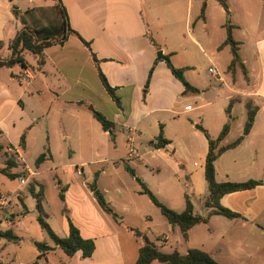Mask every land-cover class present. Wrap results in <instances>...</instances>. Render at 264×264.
Instances as JSON below:
<instances>
[{"label": "crops", "instance_id": "1", "mask_svg": "<svg viewBox=\"0 0 264 264\" xmlns=\"http://www.w3.org/2000/svg\"><path fill=\"white\" fill-rule=\"evenodd\" d=\"M48 1L45 9L53 5ZM61 2L71 29L78 35H70L63 44L44 49L42 59L25 51L22 63L0 68V155L6 164L2 169L12 158L14 174H20L17 179L26 180V185L35 179L42 198L43 179L60 171V177L66 181L59 180L56 187L62 189L63 201L70 199L82 207L81 218L74 220L68 211L54 223L42 204L43 216L61 238L69 236L72 222L84 239L94 241L96 248L89 258L81 252L69 257L60 248L42 255L35 242L51 247L54 243H48L37 221V199L33 196L36 203L30 207L22 195L13 202L0 191V200H9V205L0 208V234L11 232L17 238L0 236V264H48V256L54 254L59 258L60 251L65 255L62 264H121L120 256L115 257L119 254L116 224L127 219L118 220L113 207L116 217L104 212L89 186L97 178V187L107 203L122 201L123 211L130 213L131 208L125 203L129 188L121 176L129 173L127 167L135 171L136 177L129 173L133 179H140L154 195H169L174 207L167 204L168 208L182 213L189 200L195 214L207 217L211 211L204 205L209 195L205 181L209 143L197 126L216 139L229 124L223 144H232L244 132L248 101L258 109L254 125L237 147L217 159L216 181H255L259 185L222 197L221 205L240 217L212 215L208 223L190 230L189 239L194 230L206 226L210 234H217L229 244L246 249L253 246L256 255L264 254V0H240L244 18L233 25L232 34L240 43L247 75L240 68L234 74L228 71L231 62L226 71L220 72L209 58L205 49L210 40L209 0ZM204 2L207 8L202 18ZM21 3L22 0H0L3 59L10 57L9 46L16 35L25 25L29 26L24 9L34 10L32 13L43 10L35 5L36 0H29L24 8ZM181 16L185 17L186 36L178 29ZM35 19L36 24L39 20ZM39 26L29 27L41 29L50 26V22ZM236 32L241 34L240 38ZM224 42L219 50L229 47L223 46ZM160 51L165 60L156 57ZM196 51L208 59L209 69H215V74L209 69L208 72L219 83L218 88L209 84L204 68L196 66ZM183 52L186 54L181 56ZM168 62L184 69L186 82L200 93L185 95L183 84L172 74ZM100 73L115 91L120 106L106 91ZM25 74L30 76L28 82L22 79ZM93 111L111 123L108 131L102 129ZM161 133L169 142L163 148L156 146ZM43 154L46 160L36 165ZM86 174L84 183L76 181L75 175ZM105 177L113 178V189L102 184ZM38 189L30 188L31 192L40 193ZM141 192L142 188L135 195ZM33 222L38 224L36 228H31ZM131 229L135 230L128 227L134 233ZM167 240L168 237L164 238ZM143 245L144 240L139 249ZM222 251L219 248L217 252ZM206 252L215 259L211 251ZM254 256L250 254L245 259L252 260Z\"/></svg>", "mask_w": 264, "mask_h": 264}, {"label": "trees", "instance_id": "2", "mask_svg": "<svg viewBox=\"0 0 264 264\" xmlns=\"http://www.w3.org/2000/svg\"><path fill=\"white\" fill-rule=\"evenodd\" d=\"M58 13L61 16V21L57 23L55 26L51 25L48 27H44L41 29H35L29 27L27 25L16 35L15 39L11 42L9 49H10V57L7 59H3L0 56V68L7 67L12 68L18 63L23 62L22 54L25 51L31 52L42 59L44 49L56 45V44H63L68 36L70 35H78L75 31H73L70 27L69 19L61 2V0H53ZM217 1L226 11H227V23L225 25L226 28V40L223 46H229L231 53H232V61L228 67V71L235 73L237 68H240L245 75H247V71L245 66L242 62V58L240 55V43L235 40L233 33L234 26L231 24L230 21V12H228V0H215ZM207 3L204 2L202 9H201V17L203 18L206 12ZM16 15H19V12L15 10ZM23 20V19H22ZM24 21V20H23ZM85 45L89 48V44L84 42ZM93 59L96 63H98L97 59L93 55ZM41 62V60H40ZM168 66L172 71V74L175 76L176 79L181 82L185 88L184 94H199L200 90L193 87L191 84L186 82L184 73V69H177L172 66L170 62H168ZM100 79L112 97V99L116 102L118 106H120V101L115 95V91L109 86L107 80H105V76L100 73ZM231 104L228 107L227 113H230ZM247 120L245 124V129L242 134L235 142L229 145H224L223 141L225 140L226 136L228 135V131L230 130V125L226 124L224 129L222 130L221 134L218 138L213 139L207 130L202 126L198 125L197 129L202 132L209 143V151L206 155V165H205V178L208 185L209 195L205 202V207L210 209V213L207 217L200 216L194 213V208L189 200L186 203V209L182 213H178L173 211L172 209L168 208L166 205L162 204L159 199L150 191V189L138 178L137 182L140 184L142 188V194L148 196V198L162 213L164 218L173 228H178L185 240L189 239V232L195 226L197 227L200 224H206L209 221V217L212 215H220L226 217L228 219H236L240 217V215L235 214L234 212L230 211L227 208H224L220 201L223 196L235 193L238 191L243 190H251L259 185L258 182L255 181H246L241 183H218L216 181V169H215V162L217 159L226 151L237 147L244 139V137L251 132L252 127L255 122L257 108L253 102H247ZM93 116L95 119L101 124L102 129L108 131L111 128V123L107 121V119L100 113L93 111ZM169 142L164 139L163 133L160 134L158 137V144L157 147H165L166 144ZM47 156L45 154L41 155L37 161L36 165L42 164L46 160ZM15 167V161L10 158L8 160L7 167L2 169L1 174L10 178V179H17L20 177V174H14L11 172V169ZM128 172L133 176L136 177V173L130 167H127ZM90 190L92 191L94 198L96 199L99 206L102 208L104 212L113 217H116V214L110 205L107 203L108 201L105 198V195L98 189L97 187V178L94 180L92 184H90ZM33 196L37 199L36 209L38 212L37 221L41 227V229L46 233L48 238L54 243V247L48 246L46 243L35 242V246L38 251L44 255L48 253V251H52L55 248H60L64 253L69 256L73 257L76 253L81 252L84 258H89L93 255L95 251V243L92 240L84 239L81 236V233L77 227L72 222H69V236L67 238L59 237L54 230L49 226L48 222L44 218V211L42 207V194L35 193L32 191ZM63 199V195L61 196ZM137 237L143 238L144 245L139 249L138 259L135 264H152L153 262L157 261L159 264H220L216 261L209 253L202 251L200 249H190L186 254H180L179 252L175 251L172 253H162L159 248L155 245V243L151 242L146 236L142 235L139 231L131 229ZM0 236L4 238H8L11 240H16L17 238L13 236L11 232L0 234Z\"/></svg>", "mask_w": 264, "mask_h": 264}, {"label": "rangeland", "instance_id": "3", "mask_svg": "<svg viewBox=\"0 0 264 264\" xmlns=\"http://www.w3.org/2000/svg\"><path fill=\"white\" fill-rule=\"evenodd\" d=\"M28 2L29 0H22V8L26 7ZM46 2L47 0H36L35 5L43 9L41 12L37 11L32 13L34 10H27V8L24 9V14L29 20V26L31 25L32 27L38 28L40 27L39 25L43 26L47 21L50 22L51 26L54 25L52 22L59 23L61 21V16L54 5V1H48L49 5L53 4L52 7L48 9H45ZM227 2L229 5L228 12H230L231 24L235 25L244 18V14L241 9L243 4L240 2V0H228ZM207 9H209L210 40L209 46L206 45L205 49L210 56L209 58L213 59L217 69L220 72H224L227 69V65L232 60V53L229 47L223 48L222 50L218 49L226 39V30L223 25L227 23L228 20L227 11L215 0H209ZM35 18L39 20L36 22V24L34 23V20H36ZM178 29L182 35H187L184 16L179 18ZM235 34L238 38H240L241 34H239V32H236ZM185 54L186 53L183 52L181 56H184ZM195 60L197 67L204 68V74L209 79V84L212 87L218 88L219 83L215 81L212 75L208 72L210 67L208 59L203 58V56L200 55V53L197 54L196 51ZM216 115L218 116L219 114L216 113ZM15 159H17V157ZM5 166L6 164L4 162V157H2L1 154L0 169ZM11 171L15 173L16 168H13ZM25 176L26 175L23 177L25 178ZM60 176V171H58L55 173L54 177L48 176L43 179V207L46 213L49 215L50 221L54 223L56 218L61 219L62 215L66 216L68 211L72 212V218L74 220L79 221L82 215V207L79 206L77 202H74L70 199H68V202L63 201L61 198L63 195L62 189H57L55 184L59 180L65 183L66 179ZM121 176L129 188V194L127 195L128 200H126L127 202L125 203L131 208V212L126 213L123 211L124 209L122 205L124 203L122 201L119 202V200H113V205L111 204L118 215V220H122L124 217L127 219L123 223L116 224V231L118 234L116 238V244L118 246L117 252H119V254L115 255V257L117 258V256H120L118 262L121 264H135L138 258L139 247L143 243V240L136 238L134 233H131L128 230V227L134 228L142 235L147 236L151 242L155 243L162 253H172L177 251L180 254H186L190 249L195 248L201 250L203 249L205 252L211 251V254L215 257V260L220 264H264V254L256 255V247L251 246L246 249L245 246L232 243L229 244L228 240H223L217 234H210L207 230L208 227L206 226H201L200 229L194 230L190 239L185 240L178 228L172 229L171 225L162 216L160 210L151 204L152 202L148 196L142 195L141 193L135 195L136 191H141L140 184H138V182L133 179L129 173H122ZM87 178V174L84 176L75 175L76 181L80 184L84 183ZM93 180H91L92 183ZM111 181H114L113 178L105 177L102 179V184L110 186V188L113 189V186L110 185ZM33 186L38 189V184L36 183L35 179H31L27 185H22L20 179H10L0 173V191L4 197H11L13 202L18 200V195H22V197L25 198V202L30 207L35 206L36 199L33 197L30 190V188ZM151 190L154 192V189ZM155 196L162 202V204L166 205L167 207H169L168 205L174 207L173 199H171L169 195L162 192L155 194ZM36 214L38 213L36 212ZM30 225L31 228H36V225L38 224L33 222ZM166 237H168V240L164 241V238ZM45 238L48 240V243L53 244L48 236ZM221 247L223 248V251L221 253L217 252L219 248L220 250L222 249ZM242 249H244L245 252L241 251ZM250 254L255 255L254 258L252 260H246L245 257ZM63 258H65V255H63L61 251L59 253V258L58 255L51 254L48 256L50 261L48 264H62ZM152 264H159V262L155 261Z\"/></svg>", "mask_w": 264, "mask_h": 264}, {"label": "built area", "instance_id": "4", "mask_svg": "<svg viewBox=\"0 0 264 264\" xmlns=\"http://www.w3.org/2000/svg\"><path fill=\"white\" fill-rule=\"evenodd\" d=\"M209 72H210L211 74H215V73H216V71H215L214 68H210V69H209ZM22 79H23L24 81L28 82V81L30 80V76H29L28 74H25V75L22 76ZM78 173L80 174L81 172H78ZM25 181H26V180H24V179H20L21 184H25ZM6 205H9V200L1 199V200H0V208L3 207V206H6Z\"/></svg>", "mask_w": 264, "mask_h": 264}, {"label": "water", "instance_id": "5", "mask_svg": "<svg viewBox=\"0 0 264 264\" xmlns=\"http://www.w3.org/2000/svg\"><path fill=\"white\" fill-rule=\"evenodd\" d=\"M156 57H158L159 60H165L162 51H160Z\"/></svg>", "mask_w": 264, "mask_h": 264}]
</instances>
